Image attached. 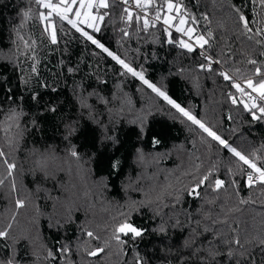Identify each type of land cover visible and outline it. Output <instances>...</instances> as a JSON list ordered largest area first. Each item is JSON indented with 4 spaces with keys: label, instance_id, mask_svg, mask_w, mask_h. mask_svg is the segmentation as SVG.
Returning a JSON list of instances; mask_svg holds the SVG:
<instances>
[{
    "label": "snow or ice",
    "instance_id": "snow-or-ice-1",
    "mask_svg": "<svg viewBox=\"0 0 264 264\" xmlns=\"http://www.w3.org/2000/svg\"><path fill=\"white\" fill-rule=\"evenodd\" d=\"M210 3L216 7L218 0H210ZM25 4L26 7L19 10L18 24L12 29L9 49L11 64L19 73L18 85L28 89L29 102L41 107V115L58 113L62 105L45 102L39 91H58V87L40 76L47 50L57 46L61 53L58 64L72 78L73 98L81 116L86 112L87 120L101 128L103 135L92 143L95 151L84 152L75 140L80 131L79 120H64L61 124L63 148L35 144L27 147V138L41 126L25 111L24 96H14L9 76L0 75V189L6 187L14 201V211L7 223L0 225V240L12 241L9 254L0 258V264H19L16 251L19 240L14 233L19 226L20 210L32 203L33 196L32 191L18 183L26 161L31 162L30 171L38 173L42 181L55 179L58 172L65 170L86 179L92 174L91 162L106 148H111L113 155L107 157L109 175L119 172L123 163L115 155L121 146L116 125L126 109L133 116L129 123L137 129V143L142 145L147 137L153 150L162 145V135L152 133L151 121L164 109L152 104L132 111L131 100L123 91V80L128 77L139 81L143 88L174 110L181 122L187 123L193 131L196 137L193 147L198 141L203 151L196 149L199 155L188 153L189 164L175 183L169 181L143 189L140 186L145 179L143 175L129 179L123 185L126 199L111 215L110 223L103 226L89 223L82 228L86 237L83 241H57L49 247L37 230L32 237L35 259L43 264L53 261L55 264H84L72 259L74 254H83L87 258L115 256L117 264H221L222 260L225 264H264V212L260 213L258 226L242 227L236 218L242 211L241 206L257 203L251 195L240 196L241 179L246 189H258L264 196V142L254 144L239 126H232L237 123L233 111L237 116L247 114L252 123H264V0L228 4L231 27L222 18L223 13L213 19L207 11H194L202 6L201 0H25ZM244 8H248L251 15L246 14ZM110 27L116 28L120 35L121 48L117 50L108 47L103 42L104 37L99 35ZM156 33H162L163 39ZM76 35L98 50L92 55L104 54L119 66L117 75L122 78L119 93L109 89L108 81L95 73L91 77L95 86L86 87L74 79L82 69L79 63L68 66L62 53L67 51L69 38L75 39ZM141 38L148 43L177 48L182 56H196L190 68L180 67L178 72L193 74L197 86L201 74L214 84L213 78L219 79L221 83L217 88L222 89L223 103L231 105L223 116L229 122L227 127L207 115H198L195 108L186 107L173 98L162 81L153 82L148 78L147 69L139 62ZM132 40L136 41V48L123 47ZM92 67L99 68V65ZM33 83L35 90L30 87ZM90 100L95 102L90 103ZM221 152L228 154L224 178H221ZM162 155L167 153L146 152L140 146L135 150V162L157 164ZM91 187L92 191L83 193L86 201L100 200L108 184L106 179L100 178ZM36 191H40L39 185ZM129 191L142 193L143 198L127 196ZM233 196L236 197L234 203L231 202ZM186 199L199 201V204L195 209L191 205L185 208ZM260 205L264 208V200H260ZM73 206L71 200L64 206V211L69 213L64 217L66 223L73 222L70 215ZM143 211L149 214L148 225L133 220L134 214ZM56 223L59 224V220ZM225 228L227 231H222ZM177 234L180 238L175 241ZM149 235L157 238L151 253L140 247Z\"/></svg>",
    "mask_w": 264,
    "mask_h": 264
},
{
    "label": "trees",
    "instance_id": "trees-1",
    "mask_svg": "<svg viewBox=\"0 0 264 264\" xmlns=\"http://www.w3.org/2000/svg\"><path fill=\"white\" fill-rule=\"evenodd\" d=\"M230 3L240 5L245 3V0H218L216 7L212 6L210 0H201L202 6L193 10L197 12L207 11L212 15L213 19L220 18L223 13L222 18L231 27L232 18L227 8ZM204 5H207V7H204ZM25 7V0H0V75L6 74L9 76V83L15 90L14 96H24L25 111L31 117L37 119L41 126L38 130H33L32 135L27 138L26 146L31 147L35 144L37 147L52 145L63 148L64 144L61 139L63 128L61 124L64 120L78 119L80 131L75 138L76 142L82 145L81 150L84 152L95 151L92 148V143L103 135V131L87 120L86 112L81 116L73 98L72 78L69 74L62 71L58 64L61 53L57 51V46H50L47 50V59L42 62L40 76L42 80L54 87H58V91L51 92L48 89H39V91L43 94L45 102L53 101L62 105L58 113L55 115L51 113L41 115V107L29 102L30 93L28 89L23 85H18L19 73L11 64L9 49L12 47V29L19 22V10ZM244 11L246 14L251 15L248 8H244ZM35 30L34 28L33 31ZM99 35L104 37L103 42L113 50L121 48L120 35L116 28L110 27ZM155 35L160 36L161 40L163 39L162 33H156ZM174 38H177L175 33ZM137 46L135 40L123 45L124 48L131 49ZM63 47V45L60 46L61 49ZM139 48L142 54L139 57V62L147 69L149 79L153 80V82L162 81L173 98L186 107L195 108L198 115H207L222 127L229 125V122L223 119V116L224 113L231 109V105L223 103L222 89L217 88V85L221 83L219 79L213 78L216 80L214 84L212 79H208L201 74L199 86H197L193 74L188 71L184 73L178 72L180 67L190 68L197 59L196 56H182L177 48L166 44L148 43L145 38L140 39ZM95 51L98 50L94 46L83 42L76 35L75 39L69 38L67 51L62 53V58L68 66L79 63L82 72L75 75L74 79L77 82H82L86 87L90 84L95 86V81L91 78L92 74L95 73V75L108 81L109 89L119 93L118 85L122 79L117 75L119 66L104 54L92 55ZM97 64L99 68L92 67ZM25 67L27 66L25 65ZM82 76L84 77L83 80L81 79ZM57 81L62 82L57 84ZM123 84V91L127 93L128 98L131 100L132 111L152 104L164 109L162 113L154 116L151 121V131L162 135V145L158 149L153 150L148 143L147 137L142 145L138 144L137 129L129 123L133 116L126 109L125 113L118 117V124L116 125V132L121 141V146L115 152V155L123 163V167L119 172H113L109 175L110 169L107 157L113 155L111 148H106L103 154H99L98 158L91 162L89 167L92 169V174L86 179H81L74 173L68 175L66 172H58L55 179L42 181L38 173L30 171L31 162L26 161L24 174L18 177V183H22L24 187L32 191L33 196L32 203L25 209L20 210V215L18 216L19 226L14 233L19 240L16 245L19 264H43L42 261H37L33 256V252L36 249L32 243V237L35 236L37 230L43 242L49 247H52L57 241L62 243L83 241L86 239L82 232L83 227L89 223L101 226L105 223H110L111 215L115 214L126 199L123 185L129 179L135 180L141 175L151 177L147 182L141 181L140 186L143 189L157 187L169 181L175 183L176 177L184 170L185 165L189 164L188 153L196 152V149L203 151L198 141L193 147L192 141L196 139L193 131L190 130L187 123L181 122V118L175 114L174 110H170L167 105L163 104L149 90L143 88L139 81L134 78L128 77L124 79ZM30 87L35 90V83L30 85ZM89 102L94 103L95 101L90 100ZM233 115L237 122L232 125L233 127L239 126L254 144L264 142V123H252L247 114L237 116L235 111H233ZM101 118L103 119L104 117ZM240 121H243V123L240 124ZM140 146H143L146 152L155 151L158 154L167 153V155H162L157 164L141 165L135 162V150ZM196 154L199 155L200 153L196 152ZM227 157V153H219L221 178L226 175L224 165L227 163ZM101 161L104 162L101 163ZM141 166L143 169L142 173ZM100 178L106 179L108 184L103 197L100 200L86 201L84 198L81 200L80 196H83L85 191H92L91 185ZM37 185L40 188L39 192L36 191ZM249 195L256 199L257 203L255 205L241 206L242 211L237 214L236 218L241 222L242 227H248L249 225L258 226L261 220L260 213L264 212V208L260 205V200H264V196L260 195L258 189L251 191L246 189L241 179L240 196L248 197ZM127 196H131L134 199L143 198L142 193L132 191H129ZM235 199L236 197L233 196L231 202L234 203ZM69 200L74 201V206L70 213L73 222L66 223L64 217L69 215V213L64 211V206ZM198 204L199 201L186 199L184 206L188 208L191 205V208L195 209ZM13 211L14 201L8 189L6 187L0 189V225L7 223V218ZM148 216L149 214L143 211L139 215L134 214L133 220L137 224L148 225L150 223ZM57 220H59V224L56 223ZM222 231H227V229H222ZM25 237H27V240H25ZM179 238V234H177L175 241H178ZM156 240L157 238L154 235H149L141 243V249L151 253L153 242ZM95 243L94 241L92 242L93 245ZM11 244V240L7 242L0 240V258H4L9 254ZM221 250L223 251V249ZM72 259L84 261V264H88L89 260H91V264H117L115 256L87 258L83 254H74ZM51 264H55V262L53 261ZM221 264H225V262L222 260Z\"/></svg>",
    "mask_w": 264,
    "mask_h": 264
},
{
    "label": "rangeland",
    "instance_id": "rangeland-1",
    "mask_svg": "<svg viewBox=\"0 0 264 264\" xmlns=\"http://www.w3.org/2000/svg\"><path fill=\"white\" fill-rule=\"evenodd\" d=\"M149 165H150V163H149ZM142 166H141V173H142ZM63 172H66L68 175H71L72 173H70V172H68L67 170H65V171H63ZM144 177H145V179L143 180L144 182H147L149 179H148V176L146 175H144ZM75 197H76V195H75ZM80 199L82 200L83 199V196H80ZM78 200V199H77Z\"/></svg>",
    "mask_w": 264,
    "mask_h": 264
}]
</instances>
